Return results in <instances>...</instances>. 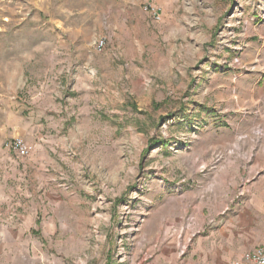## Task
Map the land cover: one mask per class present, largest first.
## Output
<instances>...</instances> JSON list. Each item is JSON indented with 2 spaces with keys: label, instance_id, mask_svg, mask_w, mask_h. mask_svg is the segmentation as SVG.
<instances>
[{
  "label": "rangeland",
  "instance_id": "374dc122",
  "mask_svg": "<svg viewBox=\"0 0 264 264\" xmlns=\"http://www.w3.org/2000/svg\"><path fill=\"white\" fill-rule=\"evenodd\" d=\"M12 138L0 264H177L202 229L170 194L264 167V0H0Z\"/></svg>",
  "mask_w": 264,
  "mask_h": 264
},
{
  "label": "crops",
  "instance_id": "0c3cea01",
  "mask_svg": "<svg viewBox=\"0 0 264 264\" xmlns=\"http://www.w3.org/2000/svg\"><path fill=\"white\" fill-rule=\"evenodd\" d=\"M14 159L0 149V169L5 170L0 171V182L15 173ZM251 173L249 185L241 190L238 185L222 190L214 184L170 194L184 199L202 229L177 264H244L245 254L264 244V167H254Z\"/></svg>",
  "mask_w": 264,
  "mask_h": 264
},
{
  "label": "built area",
  "instance_id": "2783aa9c",
  "mask_svg": "<svg viewBox=\"0 0 264 264\" xmlns=\"http://www.w3.org/2000/svg\"><path fill=\"white\" fill-rule=\"evenodd\" d=\"M104 41L96 40L93 44L94 49L97 52H101L104 49ZM5 150H7L15 159L26 158L30 151L31 146L21 138H12L4 144ZM245 264H264V244L255 247L244 256Z\"/></svg>",
  "mask_w": 264,
  "mask_h": 264
}]
</instances>
